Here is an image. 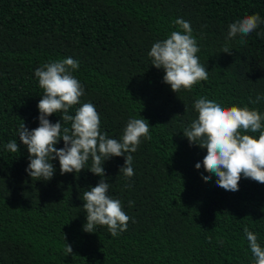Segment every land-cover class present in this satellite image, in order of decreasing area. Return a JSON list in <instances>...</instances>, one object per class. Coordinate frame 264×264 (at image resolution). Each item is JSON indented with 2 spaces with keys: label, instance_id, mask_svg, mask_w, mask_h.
Instances as JSON below:
<instances>
[{
  "label": "trees",
  "instance_id": "trees-1",
  "mask_svg": "<svg viewBox=\"0 0 264 264\" xmlns=\"http://www.w3.org/2000/svg\"><path fill=\"white\" fill-rule=\"evenodd\" d=\"M254 14L264 21V0H0V264H256L244 226L264 249V184L242 174L231 192L214 174L205 181L208 173L195 165L207 149L183 134L201 98L264 116V99L250 102L264 97V23L244 43L228 37L230 24ZM177 19L190 23L209 75L175 93L148 53L172 32L184 34ZM68 57L79 61L72 74L84 90L70 115L91 103L101 132L118 142L129 120L149 123L151 139L141 137L132 153V177L120 173L123 156L103 165L107 194L130 217L117 236L107 225L83 230V195L101 179L88 170L91 158L79 174L61 175L59 160L52 161L49 181L26 171L19 130L39 127L44 95L35 71ZM10 141L18 151L6 147ZM56 147H64L62 138Z\"/></svg>",
  "mask_w": 264,
  "mask_h": 264
},
{
  "label": "clouds",
  "instance_id": "clouds-1",
  "mask_svg": "<svg viewBox=\"0 0 264 264\" xmlns=\"http://www.w3.org/2000/svg\"><path fill=\"white\" fill-rule=\"evenodd\" d=\"M264 23L259 14L249 15L229 25L228 37L250 35ZM176 25L184 30L171 33L170 37L154 43L148 55L152 58V66L163 69V82L170 85L173 92L181 89L191 90L200 81H207L209 71L200 63L196 53L199 51L196 40L192 37L190 23L177 19ZM259 35V33H258ZM225 53L231 52L225 48ZM79 68V61L71 57L47 63L36 69L35 76L39 86L44 89V95L38 103L39 127L29 130L25 124L19 130V139L27 147L29 165L26 169L32 178H42L49 181L53 178L55 167L52 161L58 159L61 175L76 174L85 169V163L91 158L90 170L101 179L94 187L83 195V208L87 214V223L83 230L94 232L95 225H107L112 236L126 231L130 217L122 211L119 200L110 198L107 194V182L104 163L112 157L125 158V164L120 173L132 177V153L137 151L141 137L150 140L149 123L146 119L129 120L122 137V142L108 138L106 132L100 130V116L91 103L80 107L75 116L69 114V109L77 105L84 90L73 76V71ZM264 97L257 96L251 103H258ZM194 107L198 118L193 120L183 134L190 144L206 148L207 154L202 162L208 175H203L205 181L216 177V184L226 191L239 190L241 175L264 184V116L257 110L238 106L225 107L207 98L195 101ZM62 112L61 120L71 121V128L63 127L61 120L52 123L49 119L53 113ZM179 115V114H177ZM257 133L259 137L246 133ZM61 138L63 148H57ZM6 147L10 152L18 151L15 141H10ZM131 203V202H130ZM251 252L256 257V264H264V249L257 242V236L244 226ZM67 253L73 254L71 245L67 243Z\"/></svg>",
  "mask_w": 264,
  "mask_h": 264
}]
</instances>
